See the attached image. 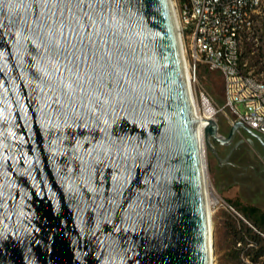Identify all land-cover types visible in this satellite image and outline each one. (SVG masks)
<instances>
[{
  "label": "water",
  "instance_id": "95a60500",
  "mask_svg": "<svg viewBox=\"0 0 264 264\" xmlns=\"http://www.w3.org/2000/svg\"><path fill=\"white\" fill-rule=\"evenodd\" d=\"M201 122L171 0H0V264H212Z\"/></svg>",
  "mask_w": 264,
  "mask_h": 264
},
{
  "label": "rangeland",
  "instance_id": "374dc122",
  "mask_svg": "<svg viewBox=\"0 0 264 264\" xmlns=\"http://www.w3.org/2000/svg\"><path fill=\"white\" fill-rule=\"evenodd\" d=\"M241 46L244 68L253 74L264 75V5L256 15L253 32L243 39ZM198 76L200 84L192 87V93L199 112L203 115L206 113L204 100L209 101L215 110L212 117L219 125L220 134L228 136L233 115L229 109L223 108L226 100L223 76L219 71L210 70L204 65L200 67ZM240 110L245 111L243 105H240ZM213 147L223 162L219 161L210 148H206L209 191L229 201L245 218L223 207H211L215 235V262L216 264H264V256L256 262L247 257L245 249L242 248L245 243L242 245L236 243L226 225L231 218L236 219V217L251 224L244 216V208L257 207L264 211V145L256 138L242 132L231 143L227 145L214 143ZM239 154L245 155L240 156V161L236 160ZM247 239L248 237L246 241L249 242Z\"/></svg>",
  "mask_w": 264,
  "mask_h": 264
},
{
  "label": "built area",
  "instance_id": "2783aa9c",
  "mask_svg": "<svg viewBox=\"0 0 264 264\" xmlns=\"http://www.w3.org/2000/svg\"><path fill=\"white\" fill-rule=\"evenodd\" d=\"M171 1L177 14L191 91L193 86L200 84L198 71L201 66L219 71L226 99L223 108L232 113L231 123L240 120L264 135V75L244 68L241 46L243 39L253 32L264 0ZM202 95L206 97L204 92ZM240 105L244 106V112ZM217 197L211 207H223L242 217L233 204Z\"/></svg>",
  "mask_w": 264,
  "mask_h": 264
},
{
  "label": "trees",
  "instance_id": "16d2710c",
  "mask_svg": "<svg viewBox=\"0 0 264 264\" xmlns=\"http://www.w3.org/2000/svg\"><path fill=\"white\" fill-rule=\"evenodd\" d=\"M243 212L251 224L236 217V219L231 218V221L226 225L234 237V241L240 245L245 243L242 248L245 249L247 257L256 262L264 256V211L257 207H247L243 209ZM246 237L249 242L246 241Z\"/></svg>",
  "mask_w": 264,
  "mask_h": 264
},
{
  "label": "bare ground",
  "instance_id": "6f19581e",
  "mask_svg": "<svg viewBox=\"0 0 264 264\" xmlns=\"http://www.w3.org/2000/svg\"><path fill=\"white\" fill-rule=\"evenodd\" d=\"M175 16L177 17V14L175 13ZM177 20V18H176ZM177 24H178V20H177ZM186 62V61H185ZM186 72H187V76L189 77L188 71H187V65H186ZM193 96V103H194V109L196 114L202 119L201 125H200V136H201V147H202V158H203V164H204V171H205V178H206V189H207V200H208V206H209V211H210V217L212 216V209H211V205L213 203L217 202L218 197L216 196L215 193H210L209 191V180H208V173H207V156H206V141H205V135H204V129L205 127L208 125V120L210 118H214L212 117V115L214 114L215 110L212 107V105L209 103V101H207L206 99L204 100V105H205V109H206V113L203 115L199 112L197 103H196V99L194 98V95L192 93ZM211 221V230H212V257H213V263L212 264H216L215 262V235H214V226L212 223V219H210Z\"/></svg>",
  "mask_w": 264,
  "mask_h": 264
},
{
  "label": "flooded vegetation",
  "instance_id": "af4514ba",
  "mask_svg": "<svg viewBox=\"0 0 264 264\" xmlns=\"http://www.w3.org/2000/svg\"><path fill=\"white\" fill-rule=\"evenodd\" d=\"M240 156H241V157H244L245 155H244V154H242V155L239 154V157L236 158V160L240 161V160H241V157H240Z\"/></svg>",
  "mask_w": 264,
  "mask_h": 264
}]
</instances>
